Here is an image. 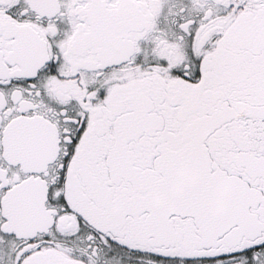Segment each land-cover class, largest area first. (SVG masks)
Returning a JSON list of instances; mask_svg holds the SVG:
<instances>
[{
  "label": "snow or ice",
  "instance_id": "obj_1",
  "mask_svg": "<svg viewBox=\"0 0 264 264\" xmlns=\"http://www.w3.org/2000/svg\"><path fill=\"white\" fill-rule=\"evenodd\" d=\"M0 264H264V0H0Z\"/></svg>",
  "mask_w": 264,
  "mask_h": 264
}]
</instances>
